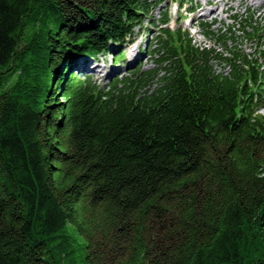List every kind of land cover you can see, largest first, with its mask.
Masks as SVG:
<instances>
[{
	"label": "trees",
	"instance_id": "obj_1",
	"mask_svg": "<svg viewBox=\"0 0 264 264\" xmlns=\"http://www.w3.org/2000/svg\"><path fill=\"white\" fill-rule=\"evenodd\" d=\"M167 1L0 0V264H264L261 45L160 27L158 89L139 64L105 85L76 73L122 58Z\"/></svg>",
	"mask_w": 264,
	"mask_h": 264
},
{
	"label": "rangeland",
	"instance_id": "obj_2",
	"mask_svg": "<svg viewBox=\"0 0 264 264\" xmlns=\"http://www.w3.org/2000/svg\"><path fill=\"white\" fill-rule=\"evenodd\" d=\"M206 0H184L181 4L176 1L169 0L165 4L160 5L156 9L150 11L149 16L143 18L141 27H136L134 35L127 43L122 46L123 56L120 59H114L111 54L99 56L96 60L88 59L79 61V68L76 73L85 74L93 77L97 83L107 84L118 75H128V68L131 70L137 65H141L143 72H151V77L154 74V79L151 84L141 90L150 89L151 91L158 89L161 86L162 78L169 73V68L166 62H155L159 60L158 55H150L145 53L146 49L156 47L160 27L170 28L173 31L178 29L181 32L188 34L192 45L207 49H216L217 52H224L222 44L217 43L214 36H206L203 28L199 27V23H212V29L215 35L224 33L228 36L227 46L232 48L233 43L231 34L237 41V45L244 49L246 53H254L259 49V45L264 49V36L257 39H250L242 33L244 20L251 15L255 25L264 28V0L241 1V0H224L225 3L206 4ZM256 2H262L260 7ZM228 5L231 8L228 10ZM211 11H217L216 14H211ZM163 13H167L169 22L164 26H160V20ZM115 53H118L115 51ZM255 54V53H254ZM226 55V54H224ZM136 62V63H135ZM210 65L216 73H226V66L218 63L216 58H212ZM264 73V64L262 66ZM230 69L228 68V73ZM140 92V93H141ZM264 114V108L260 110Z\"/></svg>",
	"mask_w": 264,
	"mask_h": 264
},
{
	"label": "bare ground",
	"instance_id": "obj_3",
	"mask_svg": "<svg viewBox=\"0 0 264 264\" xmlns=\"http://www.w3.org/2000/svg\"><path fill=\"white\" fill-rule=\"evenodd\" d=\"M215 1H217L216 2V4H218V3H225V4H227V2H224V0H206V4H211V3H213V4H215ZM241 1H249V0H241ZM251 2H253V0H250ZM257 3V6L258 7H260L261 5H262V2H256ZM231 8V6L230 5H228V10ZM217 13V11H211V14H216Z\"/></svg>",
	"mask_w": 264,
	"mask_h": 264
},
{
	"label": "built area",
	"instance_id": "obj_4",
	"mask_svg": "<svg viewBox=\"0 0 264 264\" xmlns=\"http://www.w3.org/2000/svg\"><path fill=\"white\" fill-rule=\"evenodd\" d=\"M223 75H228V66H226V73H222Z\"/></svg>",
	"mask_w": 264,
	"mask_h": 264
}]
</instances>
